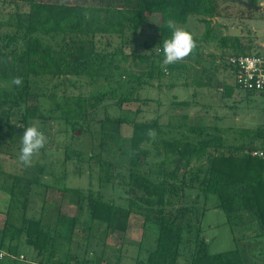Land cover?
<instances>
[{"label": "rangeland", "instance_id": "obj_1", "mask_svg": "<svg viewBox=\"0 0 264 264\" xmlns=\"http://www.w3.org/2000/svg\"><path fill=\"white\" fill-rule=\"evenodd\" d=\"M221 1L223 2L219 7L220 16L227 13L229 16L228 19L221 17L212 19L213 32L210 38H204L206 25L198 16L190 15L185 25H179L191 30L197 37L196 44L199 46L198 54H190L178 62L183 65L181 68L171 71L167 67L165 69L161 66L163 56L160 60L152 53L156 51V39L159 36L156 26L160 17L155 13L134 34L126 31L124 42L120 43L118 37L111 36L110 46L97 53L121 48L128 55L126 63L120 69L122 73L117 72L121 74L122 80L115 81L119 79L115 74L109 79L98 76L91 80L89 78L91 76L84 73L58 77L44 76L37 79L40 82V90L37 91L47 94L46 99L54 101L52 94L58 101L63 96L68 99L77 94L86 97L88 115L84 121L76 124L78 129L75 131L62 119L31 120L24 128L35 124L44 133L46 143L33 156L31 164L27 167L21 166L18 162L21 136L14 137V141H6L0 146V243H3V247L9 243V236H3L1 233L4 222L9 218L11 227L9 230H12V221L18 223L15 218L19 216L21 210L18 205L15 206L18 200L12 195L13 190L10 188L17 175L19 182L15 193L23 192L29 199L27 215L38 217L43 213L41 215L43 222L48 226L55 225L59 213L67 217L75 213L74 202L77 197L60 190L65 187L78 188L85 192L91 190L103 200L116 205L108 227L105 223L92 221L88 212L84 210L81 215L83 219L81 227L73 234L72 243L64 242L62 251H59V258L66 255L67 249L71 251L70 256L78 253L82 256L87 250L89 256L96 259V264L98 262L143 264L155 245L157 226L152 220L145 221L144 216L128 211L129 197L126 189L132 122L158 118L161 124L162 133H154L150 142L145 144L149 151L142 164V170L145 172L148 169H157L163 160L166 170L173 167L174 163L169 160L170 156L164 154L161 142L175 139L196 141L198 136L189 131L190 125H205L212 132L220 131L227 139V144L249 140V135L244 138L241 136L244 129H254L261 125L264 132V94L247 92L237 86L230 97L224 94L225 84L234 85V74L231 69L224 68L227 57L222 54L223 47L220 41L221 35L235 33L240 40L242 38L246 42L245 46L252 44L254 39L256 45L264 43V0H256L262 5V11L245 12L252 13V17H239V9H234L231 4L226 6L227 0ZM103 2L116 3L118 0ZM27 15L28 7L25 5L0 2L1 39L15 32L21 34L22 28L19 26L27 23ZM79 38L84 42L87 36ZM102 41L103 39H100L95 45L102 48ZM44 42L56 49L71 47L65 43L61 35L45 37ZM2 43L0 41V47ZM21 48L22 41L17 40L9 47L1 49L4 50L0 54V85L3 89H12V79L24 75L25 63L20 60ZM255 49L250 51L253 52ZM95 54L92 53L89 57ZM115 58L120 61L118 54ZM71 60L76 65L85 62L88 67L97 66L95 61L80 58L78 54ZM152 61L155 65H152ZM107 66L106 63L97 73H104ZM151 68L154 73L161 70L164 75L154 79L148 78L147 74ZM129 78L133 79L128 80ZM137 78L141 80V85L135 81ZM108 89L113 90L112 96L110 97L109 92L108 97L106 96L107 98L97 108L95 107L96 109H92L90 103L93 102V95L109 91ZM124 93H131L138 97V100L119 106L117 98ZM179 101H187V104H179ZM114 118L122 119L113 120ZM12 120L23 127L16 117ZM253 141L255 149L264 151V137H257ZM204 162L202 160L203 165ZM192 164L191 169L195 170L197 165L194 162ZM28 179H35L31 189L27 185ZM197 193V188L183 186L176 194L168 197L167 208L175 210L177 207L190 206ZM18 198L22 199L21 196ZM198 200L200 209L203 203L202 196ZM8 205H13L10 212ZM12 216L15 218L11 219ZM200 224L210 252L242 248V244L252 243L248 245L251 249H247L252 253L264 245L263 237H252L260 229L256 220L250 222L234 217L228 221L226 213L220 208L206 209ZM51 229L53 232L54 227ZM187 248L188 250L184 249L183 252L190 254L191 248L188 246ZM15 252L25 258L7 256L0 260V264H38L33 247L25 242L24 235L20 237ZM177 263L186 264V261L180 257Z\"/></svg>", "mask_w": 264, "mask_h": 264}, {"label": "trees", "instance_id": "obj_2", "mask_svg": "<svg viewBox=\"0 0 264 264\" xmlns=\"http://www.w3.org/2000/svg\"><path fill=\"white\" fill-rule=\"evenodd\" d=\"M248 1L257 3L256 0ZM0 2L28 7L27 23L19 26L22 33L15 32L2 39L0 35V41L3 42L0 54L4 52L2 48L5 49L11 43L20 40L22 41L20 60L25 63L21 86L12 84V89H3L0 85V146L6 141H14V137L21 136L25 130L24 126L31 120L62 119L75 131L78 129L76 124L86 119L88 115L86 97L77 94L70 99L63 96L58 101L52 94L51 97L55 100L49 98L47 100V94L37 91L40 90L38 78L84 73L91 76L89 77L91 80L98 76L109 79L114 74L119 76L115 81L122 80L121 74L117 72L121 71L128 55L121 48L97 54L101 49L105 50L110 46L111 36L118 37L120 43L124 42L126 31L134 34L152 14H159L160 21L156 26L159 36L156 39V51L152 53L161 60L162 53L158 54L157 48L162 47V41L171 36V31L166 26L167 20H175L179 26L185 25L190 15L198 16L205 22L204 38L208 39L213 32L212 19L220 15L218 0H118L116 3L108 4H104L103 0H0ZM184 29L197 41V37L190 29ZM57 35L62 36L65 43L71 46L70 49L64 47L56 49L44 42L45 37ZM79 37L86 39L82 42ZM100 39H103L102 48L95 45ZM220 41L224 47L222 54L226 57L232 54L251 53L256 47L253 43L242 45L237 36H223ZM198 50L199 46L192 54H198ZM116 52L120 61L115 58ZM92 53L96 54L90 58ZM76 54L80 58L95 61L97 66L88 67L85 62L76 65L71 60ZM106 63L108 64L106 71L98 74ZM151 63L155 65L154 61ZM182 66L176 63L168 65L167 68L171 71ZM224 68L231 69L234 74V68L228 62ZM147 75L148 78L154 79L164 74L161 70L154 73L151 68ZM135 81L141 85L140 79L137 78ZM236 86L239 88L235 82L234 85L225 84L224 94L230 97ZM111 90L93 95L90 107L97 108L108 97L109 92L111 97L113 94ZM135 100H138V97L124 93L117 98V103L121 106ZM178 103L187 104V101ZM13 117H16L23 127L16 124L12 120ZM260 126L241 131L242 138L249 135V140L227 144V139L220 131L212 132L205 125H190L189 131L198 136L196 141L175 139L161 142L164 154L170 156L169 160L174 163L173 167L166 170L163 160L157 169H148L145 172L142 170V164L149 155L145 144L152 139V135L148 133L152 130L156 134H161V124L158 118L132 122L126 189L129 197L128 211L144 216L145 221L152 220L157 226L155 245L143 264H178L177 260L180 257L186 264H264V245L252 253H249L251 248L248 247L252 243L242 244V248L210 252L200 224L206 209L220 208L226 213L228 221L234 217L250 222L256 220L260 229L252 237L264 238V157L251 154L256 148L253 140L264 137ZM202 160L205 161L204 165ZM193 162L197 165L195 170L191 169ZM17 182L19 176L16 175L10 188L14 191L12 195L18 200V203H14L15 206L21 208L19 216L11 218L17 219L18 223L12 221L13 229L9 230L10 222L9 218H6L2 235L9 236V243L6 247L0 243V247L17 254L15 251L20 237L24 235L25 242L33 247L36 255L40 257L38 261L40 264H96V259L89 256L87 250L82 256L80 253L70 256L71 251L67 249L66 255L63 256L64 260L59 258V251H62L64 242L72 243L73 234L81 227L83 221L81 215L84 210L88 212L92 221L105 223L108 227L116 205L103 200L91 190L85 192L82 189L65 187L60 190L77 197L74 202L75 213L70 217L59 213L55 225L48 226L43 222L41 216L43 213L38 217L27 215L29 199L23 192L15 193ZM34 182L35 179L27 180L30 189ZM183 186L198 189L192 205L177 207L175 210L167 208L168 197L176 194ZM200 196L203 203L199 209ZM13 198L12 196V201ZM11 206L13 208V205ZM11 206L8 205V211ZM51 227H54L53 232ZM187 246L191 248L190 254L183 252L184 249L188 250Z\"/></svg>", "mask_w": 264, "mask_h": 264}, {"label": "clouds", "instance_id": "obj_3", "mask_svg": "<svg viewBox=\"0 0 264 264\" xmlns=\"http://www.w3.org/2000/svg\"><path fill=\"white\" fill-rule=\"evenodd\" d=\"M166 26L170 29L171 36L162 41V47L157 48V53H162L161 66L165 69L168 65L183 61L197 47L192 34L183 27L177 26L175 20H167ZM11 83L19 87L23 84V78L14 77ZM148 134L154 135V131L150 130ZM45 143L44 133L35 124L26 127L21 135V146L18 153L19 164L24 167L29 166L33 156L45 146Z\"/></svg>", "mask_w": 264, "mask_h": 264}, {"label": "built area", "instance_id": "obj_4", "mask_svg": "<svg viewBox=\"0 0 264 264\" xmlns=\"http://www.w3.org/2000/svg\"><path fill=\"white\" fill-rule=\"evenodd\" d=\"M227 62L234 68V82L240 89L264 93V49L251 53L232 54L227 57ZM252 155L264 157L262 149H253ZM24 258L16 256L0 247V260L5 257Z\"/></svg>", "mask_w": 264, "mask_h": 264}, {"label": "crops", "instance_id": "obj_5", "mask_svg": "<svg viewBox=\"0 0 264 264\" xmlns=\"http://www.w3.org/2000/svg\"><path fill=\"white\" fill-rule=\"evenodd\" d=\"M243 1H248V0H243ZM221 2H223V1H221V0H218V4H219V7L221 6ZM249 2H251V1H249ZM258 3L260 4V2L258 1ZM258 3H256L257 4V6L258 7H256V8H254V7H247V6H245L242 2H241V0H231V1H225V4H226V6H229L230 4H231V7H233L234 9L236 8V9H239L238 11H239V17L240 16H248V17H252L253 15H252V13H245V12H252V10H257V11H262V9H263V7H262V5H259ZM236 4H242V6L241 7H238ZM243 10H246V11H243ZM227 16V17H226ZM228 16H229V14L227 13V14H225L224 16H216L217 18L218 17H221V18H223V19H228ZM243 17H241V19H243ZM214 20V19H213ZM229 23H232V22H229ZM226 34V33H225ZM221 35L220 36V38L221 37H223V36H227V35ZM237 36L238 34H235V33H233V34H231V35H228L229 37H232V36ZM255 39H254V41H253V44L254 45H256L255 44ZM230 43V42H229ZM246 42H244V40L241 38V44L242 45H244ZM227 44V43H226ZM261 45H256L257 47V49H259V46H261L262 47V49H263V47H264V43L263 42H261L260 43ZM224 50V47H223V49H222V51ZM2 233V232H1ZM34 252H35V250H34ZM16 256H18L19 257V255H21V254H19V255H17V254H15ZM35 257H36V261L38 262L39 261V258L40 257H38L37 255H36V252H35ZM25 258V257H24ZM24 258H22V259H24ZM18 259H20V258H18ZM38 264H40L39 262H38Z\"/></svg>", "mask_w": 264, "mask_h": 264}, {"label": "water", "instance_id": "obj_6", "mask_svg": "<svg viewBox=\"0 0 264 264\" xmlns=\"http://www.w3.org/2000/svg\"><path fill=\"white\" fill-rule=\"evenodd\" d=\"M241 2L247 7H254V8L258 7L257 4L254 2L243 1V0H241ZM259 49H262V47L259 46Z\"/></svg>", "mask_w": 264, "mask_h": 264}]
</instances>
